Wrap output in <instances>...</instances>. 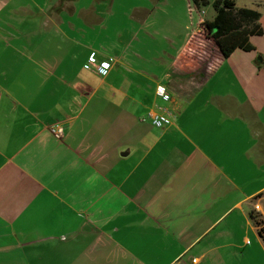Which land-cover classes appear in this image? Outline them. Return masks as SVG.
<instances>
[{
    "label": "crops",
    "instance_id": "1",
    "mask_svg": "<svg viewBox=\"0 0 264 264\" xmlns=\"http://www.w3.org/2000/svg\"><path fill=\"white\" fill-rule=\"evenodd\" d=\"M214 18L190 0H0V264H264V35L203 70ZM164 22L167 46L144 44ZM81 66L95 79L76 84ZM153 80L170 112L142 104Z\"/></svg>",
    "mask_w": 264,
    "mask_h": 264
},
{
    "label": "trees",
    "instance_id": "2",
    "mask_svg": "<svg viewBox=\"0 0 264 264\" xmlns=\"http://www.w3.org/2000/svg\"><path fill=\"white\" fill-rule=\"evenodd\" d=\"M190 1L200 11L210 4V0ZM213 7L216 16L213 21L205 22L203 28L221 56L228 58L238 49L247 52L255 50L251 38L264 35V29L260 23L261 13L253 9L237 8L233 0H216ZM251 218L264 240L263 222L258 221L255 213H251Z\"/></svg>",
    "mask_w": 264,
    "mask_h": 264
},
{
    "label": "rangeland",
    "instance_id": "3",
    "mask_svg": "<svg viewBox=\"0 0 264 264\" xmlns=\"http://www.w3.org/2000/svg\"><path fill=\"white\" fill-rule=\"evenodd\" d=\"M215 1L216 0H210V4L207 7L203 8L201 10V16L202 17H204L207 20H212L214 18L216 12H215V9L213 7V3ZM237 1H238L239 5L242 4L241 0H237ZM257 9L260 11V13H262L261 14V18H260V23H261V20H262V22L264 24V21H263V19H264V6H260ZM262 15H263V19H262ZM189 16H188V14L186 16L185 12H184V16H183L184 22H182V26L186 27V28L188 27L187 29H185L184 34L193 33V31L196 32L197 29H198V26H197V15H195V14L192 15L189 12ZM157 18H164L165 19V16L159 15ZM166 25H167V23L164 22L163 31L159 32L157 35H154L153 38H151V39H150V37L149 38H145L144 41L146 43H144V44H146V45L147 44H154L155 46H158L159 48H162L163 46H167V42H168L169 39H168L167 32H164L166 30ZM116 28H117V26H116ZM128 32H129V30L126 28L124 30V33L122 34L123 37L120 36L121 37L120 40H123V41L126 40L128 38ZM202 32H203L204 35H203V39L202 38L200 39V42L202 41V43L204 44V47H203L204 49L202 50L203 53L201 55H197L195 57V62H196V64L197 63H201L203 70H208V68L210 69V68H212V65H214L215 61L213 60V56H214L215 52L218 51V49L215 46L214 42L212 40L208 39V37L206 35V32L204 30ZM117 33H119V32H115L116 36H117ZM109 35H111V34H109ZM176 35H178L179 38H183V35L179 34L178 32H176ZM118 37H119V35H118ZM127 41H128V39L125 42H123V43L126 44ZM141 48L138 50V55H133V58H134L133 60H138L141 57V56H139V55H141V54H139ZM143 52H144V56L145 55L147 56V57H145L147 59L155 57V56L158 55V52H156L155 54L154 53L153 54L149 53L148 50L146 49V47H144ZM116 54H117V50H116ZM149 61L152 62V60H149ZM73 70H74V73H75V78H76V82L75 83L76 84H80V82L82 80H85V77L87 79L88 78L93 79V80L95 79L94 76L91 74V72L88 70V66L85 67V68L83 66L77 67L76 69H73ZM67 75H70V73H68ZM155 81H157L156 87H157V85L158 86L160 85L159 83H161L162 85H164V87L166 89H168V86L166 84H164V82H161L160 80H153L152 83H154ZM167 92L170 95L171 99H172V97L174 98V95L172 94V92H169V91H167ZM141 93H142V96L140 97V100L143 101L142 104H145L146 106H149V107L152 106V107L156 108L157 111L159 109H162V110L165 109L167 112H170L172 110L173 104L170 101L164 100L162 97H160L158 95V93H157V95H155V93L152 90L145 91V92H140V94ZM219 101L221 102V105H224L222 99H220ZM182 102L183 101L180 99L178 103H182ZM207 105H211V104L209 102H207ZM197 107H199V106H197ZM199 108H201V107H199ZM137 117H138L139 120H145V124L144 125H146V126H149L152 123H154V120L152 122L150 117L147 114L138 115ZM162 118H165V117H162ZM163 123L165 124V122H163ZM153 133L155 135H158V131L157 132L153 131ZM245 139H246V137H245V135H243L242 138H241V144L242 145L245 142ZM253 208H254V211H255L254 213H256V217H257L258 221L259 222L260 221L263 222L262 216L260 215L261 213L259 214V211H260L261 208L259 209V207H258L256 209L255 205H254ZM263 227H264V222H263Z\"/></svg>",
    "mask_w": 264,
    "mask_h": 264
},
{
    "label": "built area",
    "instance_id": "4",
    "mask_svg": "<svg viewBox=\"0 0 264 264\" xmlns=\"http://www.w3.org/2000/svg\"><path fill=\"white\" fill-rule=\"evenodd\" d=\"M90 62L92 64H95L97 62V59H96V56L94 53L90 56ZM110 67H111V65L109 63L102 62L100 67H99L100 73H105L106 71H108L110 69ZM157 92H158V95L160 97H162L164 100H170V95L168 94L167 89L165 87H163V86L158 87ZM163 122H169V121L167 118L166 119L165 118H157L155 120V124L157 126H162ZM51 131L58 138H61L63 136V128L60 125L52 126ZM255 207H256V209L258 208L257 205H255Z\"/></svg>",
    "mask_w": 264,
    "mask_h": 264
},
{
    "label": "water",
    "instance_id": "5",
    "mask_svg": "<svg viewBox=\"0 0 264 264\" xmlns=\"http://www.w3.org/2000/svg\"><path fill=\"white\" fill-rule=\"evenodd\" d=\"M124 155H127V153H125Z\"/></svg>",
    "mask_w": 264,
    "mask_h": 264
}]
</instances>
